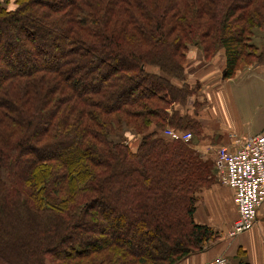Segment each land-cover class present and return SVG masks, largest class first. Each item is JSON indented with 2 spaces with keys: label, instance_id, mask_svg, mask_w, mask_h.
<instances>
[{
  "label": "trees",
  "instance_id": "trees-1",
  "mask_svg": "<svg viewBox=\"0 0 264 264\" xmlns=\"http://www.w3.org/2000/svg\"><path fill=\"white\" fill-rule=\"evenodd\" d=\"M8 1L0 262L179 264L203 251L217 234L195 213L214 165L163 130L197 131L176 107L193 47L224 52L226 78L264 64V0ZM124 126L143 134L136 148L110 138Z\"/></svg>",
  "mask_w": 264,
  "mask_h": 264
},
{
  "label": "crops",
  "instance_id": "crops-1",
  "mask_svg": "<svg viewBox=\"0 0 264 264\" xmlns=\"http://www.w3.org/2000/svg\"><path fill=\"white\" fill-rule=\"evenodd\" d=\"M224 70V52L206 60L199 49H192L185 78L178 82L192 90L176 106L183 121L197 128L191 145L213 165L217 148L232 147V137L264 134V64L241 66L232 78H226ZM237 215L231 189L215 182L203 190L195 221L211 227L217 238L179 264H202L217 255L227 256L232 264H264V205L251 230L230 238L227 233Z\"/></svg>",
  "mask_w": 264,
  "mask_h": 264
},
{
  "label": "built area",
  "instance_id": "built-area-1",
  "mask_svg": "<svg viewBox=\"0 0 264 264\" xmlns=\"http://www.w3.org/2000/svg\"><path fill=\"white\" fill-rule=\"evenodd\" d=\"M163 134L172 140L189 142L190 131L166 128ZM233 145L217 148L214 169L217 183L233 192V201L238 215L229 228L227 236L234 238L251 230L264 205V134L242 139L232 137ZM202 264H232L225 255H217Z\"/></svg>",
  "mask_w": 264,
  "mask_h": 264
},
{
  "label": "rangeland",
  "instance_id": "rangeland-1",
  "mask_svg": "<svg viewBox=\"0 0 264 264\" xmlns=\"http://www.w3.org/2000/svg\"><path fill=\"white\" fill-rule=\"evenodd\" d=\"M14 3H15V0L8 1L9 7L13 8L15 6ZM253 42L255 43V45H258L259 48H263L262 46L264 45V30H261L259 28L255 29ZM192 49H197V48L193 47ZM192 49H190V51ZM258 52L259 51L256 50L257 54H258ZM250 59L254 61V59H252V58H250ZM247 62H250V61H247ZM241 66H250V65L244 63ZM168 128H172V127L168 126ZM142 137H143V134L138 132L137 129L132 128V127H127V126H124L121 129V131H119L118 134L110 136L111 139H114L116 141L122 140L123 142H125V144L129 145L132 148H136V146L139 144ZM0 264H2V263L0 262Z\"/></svg>",
  "mask_w": 264,
  "mask_h": 264
}]
</instances>
